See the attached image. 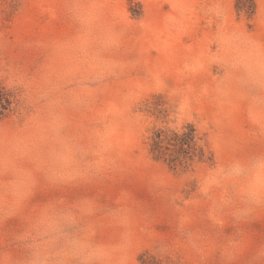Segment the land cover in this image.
I'll use <instances>...</instances> for the list:
<instances>
[{"label":"rangeland","instance_id":"rangeland-1","mask_svg":"<svg viewBox=\"0 0 264 264\" xmlns=\"http://www.w3.org/2000/svg\"><path fill=\"white\" fill-rule=\"evenodd\" d=\"M99 30L117 46L89 43ZM191 133L182 152L175 135ZM257 154L264 0H0V264H22L38 223L118 204L136 215L130 264H202L178 224L218 264L237 231L264 242V200L235 223L243 193L210 170Z\"/></svg>","mask_w":264,"mask_h":264},{"label":"clouds","instance_id":"clouds-1","mask_svg":"<svg viewBox=\"0 0 264 264\" xmlns=\"http://www.w3.org/2000/svg\"><path fill=\"white\" fill-rule=\"evenodd\" d=\"M86 32L91 29L86 26ZM98 49L115 47L118 38L99 30L89 40ZM210 186L234 188L243 198L234 202L231 215L239 224L248 219L254 207L264 200V154L247 160L234 159L227 165L211 170ZM102 215L107 223L117 229L113 245H103L95 239L99 224L92 217ZM137 232V220L132 208L118 204L116 207L94 206L89 214H77L75 219H57L41 222L34 228L28 241V255L22 264H130V249ZM178 239L194 253L206 260L201 238L186 225L176 227ZM243 233L237 231L218 248V264H264V242L249 248L243 241ZM155 247L160 255L172 256L173 248L167 241H158Z\"/></svg>","mask_w":264,"mask_h":264},{"label":"trees","instance_id":"trees-1","mask_svg":"<svg viewBox=\"0 0 264 264\" xmlns=\"http://www.w3.org/2000/svg\"><path fill=\"white\" fill-rule=\"evenodd\" d=\"M157 144L158 145L159 143L162 142V138H161V134L158 133L157 134ZM194 133H191L189 135L187 134H184V135H175V139H176V145L179 146V150H181L182 152H187L186 150L189 149V147H191V145L193 144L194 142Z\"/></svg>","mask_w":264,"mask_h":264}]
</instances>
